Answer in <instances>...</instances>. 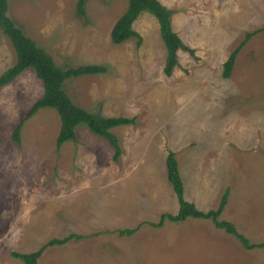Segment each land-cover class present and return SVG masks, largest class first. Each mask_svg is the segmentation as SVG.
<instances>
[{"label":"rangeland","instance_id":"rangeland-1","mask_svg":"<svg viewBox=\"0 0 264 264\" xmlns=\"http://www.w3.org/2000/svg\"><path fill=\"white\" fill-rule=\"evenodd\" d=\"M127 0H8L7 14L50 54L55 65L93 64L104 71L66 77L75 105L101 117L133 118L110 129L120 149L84 124L75 140L55 147L52 107L14 127L41 95L31 67L0 86V264H23L11 251L37 249L50 237H84L47 246L37 264H264V246L244 249L207 218L163 220L175 196L165 156L174 152L182 195L249 243L264 242V0H159L190 52L176 49L163 74L164 49L155 17L132 22L139 41L110 42L108 32ZM227 76L221 63L245 33ZM15 51L0 31V73ZM138 227L130 235L115 230Z\"/></svg>","mask_w":264,"mask_h":264},{"label":"trees","instance_id":"trees-1","mask_svg":"<svg viewBox=\"0 0 264 264\" xmlns=\"http://www.w3.org/2000/svg\"><path fill=\"white\" fill-rule=\"evenodd\" d=\"M84 0H76V12L84 14ZM8 0H0V31L8 37L14 51L15 59L0 73V86L10 81L22 69L31 67L35 75L41 80L42 92L36 98L27 113L14 127L12 137L19 140V131L22 122L34 114L40 107H52L58 114L59 126L55 136V147L62 142L75 140V128L79 124H84L94 135L105 139L113 149V159L115 160L120 149L117 138L110 132L111 128L133 123V118L127 117H101L75 105L69 100L66 93L61 89V82L66 77H75L84 74H95L104 71L100 65L84 64L73 68L69 66L55 65L50 54L41 46H38L32 38L27 36L23 30L7 14ZM145 10L151 13L157 22L159 38L164 49L162 72L165 75L170 73L172 66L176 62V49H190L179 39L178 34L172 29L169 15L171 10L159 0H127L124 11L112 25L108 37L111 43L117 44L121 41L133 37L136 43L139 41L137 31L132 29V22L137 15ZM254 32L245 33L244 38L227 53L221 63V76H227L229 68L236 52ZM166 178L175 196L176 207L173 212H161L155 221H150L152 226H159L163 220L180 221L186 217L207 218L212 225L220 228L223 232L235 237L244 249L260 248L264 242L249 243L241 234L237 233L230 222L217 218L224 203H226L227 190L221 193L218 202L213 208L199 209L192 202L182 195V180L177 170L174 152L168 150L165 156ZM138 225L132 228H120L115 230L117 236L130 235ZM84 237L75 233H67L61 237H50L44 241L37 249L28 252L11 251L13 257L19 258L23 264H37V258L41 252L50 245L59 246L73 239L78 240Z\"/></svg>","mask_w":264,"mask_h":264}]
</instances>
